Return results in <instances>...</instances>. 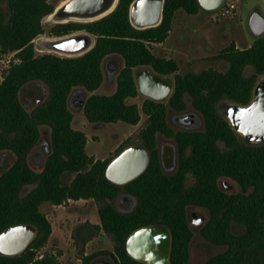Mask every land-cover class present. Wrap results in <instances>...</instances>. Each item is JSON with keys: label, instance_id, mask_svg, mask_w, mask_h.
<instances>
[{"label": "trees", "instance_id": "trees-1", "mask_svg": "<svg viewBox=\"0 0 264 264\" xmlns=\"http://www.w3.org/2000/svg\"><path fill=\"white\" fill-rule=\"evenodd\" d=\"M132 1L119 0L112 12L94 21L55 23L51 32L56 36L82 29L95 35L94 46L74 57L35 53L33 40L44 31L42 19L55 7L50 0H6L8 11L0 7V52L13 51L16 60L0 82V149L15 154L12 165L0 175V232L19 222L37 227L36 236L21 253H0V264H61L56 253L37 254L52 229L40 206L81 198L97 202L100 228L110 235L114 246L113 250L82 255L79 264H90L105 254L116 264H145L127 254L124 241L132 230L151 223L166 224L172 231L170 264H187L193 235L187 212L191 206L203 207L209 213L200 234L224 246L205 264H264V143L243 140L218 109L225 100L240 104L251 100L256 81L264 75V34L248 47L239 48L231 41L214 54L213 59L227 62L224 71L206 68L177 74V61L155 55L150 46L165 40L178 9L198 13L201 7L197 0H164L161 22L142 29L130 22ZM111 55L123 60L115 90L110 94L96 92L104 80L103 60ZM138 66L175 74L174 89L166 102L143 98L139 107L127 101L139 95L133 77ZM247 66L253 69L249 75L245 74ZM28 83L42 84L47 90L45 99L32 109L20 99ZM77 86L90 92L83 108L89 121L137 124L140 111L147 117L138 137L148 149L150 161L139 176L122 186L104 176L110 159L89 155L86 134L72 126L67 99ZM186 96L203 117L200 130H175L167 121V107L184 110ZM40 125L51 128L52 150L44 168L37 172L28 165L27 156L39 139ZM159 134L176 142L178 163L173 173L161 167L156 142ZM67 174L72 176L68 183L63 179ZM222 177L236 181L240 191L224 190L219 185ZM189 178L192 182L187 183ZM27 187L30 189L23 192ZM121 189L135 198L133 211L122 212L108 202ZM234 222L243 230L233 231Z\"/></svg>", "mask_w": 264, "mask_h": 264}, {"label": "rangeland", "instance_id": "rangeland-1", "mask_svg": "<svg viewBox=\"0 0 264 264\" xmlns=\"http://www.w3.org/2000/svg\"><path fill=\"white\" fill-rule=\"evenodd\" d=\"M55 6L61 0H50ZM0 7L7 12L6 0H0ZM260 9L264 13V0H236V9L227 16H219L217 11H207L200 9L196 14H188L183 9H178L173 17L171 30L164 41L152 43L151 51L162 57L174 58L178 63L177 74H184L188 70L200 71L206 68H216L224 71L228 64L224 60L213 59L212 56L223 47L234 41L237 47L243 48L251 44L254 36L247 25L250 13ZM44 31L34 38V48L36 54L47 51L41 50L37 42L41 38L53 37L51 27L55 24L48 21V15L42 19ZM55 54V53H54ZM14 52H0V72L5 70L12 62ZM122 59L119 56H108L104 63V70L107 74L106 84L101 85L96 92L110 94L115 90V79L118 71L122 67ZM253 71L251 66L245 68V74L249 75ZM175 74H170L174 79ZM261 77V76H260ZM42 84H26L20 92V99L27 109H32L36 105V98L42 94ZM90 92L86 91L88 96ZM129 103L135 102L140 107L143 96L138 95L127 99ZM167 99L164 101L166 102ZM186 111L192 117L194 114L200 116L199 123L195 127L188 129L198 130L203 128L202 115L191 105L190 97H185ZM226 101V100H225ZM218 109L220 113L221 104ZM73 113V126L82 130L87 136L86 151L94 158L112 159L116 155V150L126 142V146L132 143H141L138 132L146 123V115L140 111L141 118L137 124H130L123 121L117 122H89L82 109L70 106ZM176 115H185L183 111H177L167 107V119L173 129L184 128L174 122ZM223 115V114H222ZM224 116V115H223ZM185 129V128H184ZM158 149L161 153L162 165L167 173H172L174 168L176 143L172 138H167L161 134L157 136ZM50 141V128L41 126V139L34 146L29 155V164L36 171H40L45 163L49 149L46 150L44 144ZM14 161V154L8 149L0 150V174L7 169ZM71 175H65L64 181L68 183ZM192 182L189 178L187 183ZM219 185L228 192L240 191V185L229 177H222ZM30 187L24 188L23 192ZM126 190L120 192L108 200L122 212L120 200L131 198ZM126 201V200H125ZM41 211L46 215L51 223V233L44 246L37 252L40 256L45 252L56 253L61 264H79L82 255L90 254L97 250H113L114 242L110 235L100 228V218L98 214V204L92 199H69L66 202L55 205L44 202L40 206ZM195 211L198 217H203V224L208 219V210L203 207H188V218L193 235L189 243V255L187 264H205L206 260L214 254L221 252L224 246L206 240L199 232L203 225H196L191 220V212ZM232 229L235 232L243 230V226L234 222ZM90 264H116L112 256L105 254L95 257Z\"/></svg>", "mask_w": 264, "mask_h": 264}, {"label": "water", "instance_id": "water-1", "mask_svg": "<svg viewBox=\"0 0 264 264\" xmlns=\"http://www.w3.org/2000/svg\"><path fill=\"white\" fill-rule=\"evenodd\" d=\"M224 0H197L207 11L217 10ZM119 0H61L48 14V21L89 22L112 12ZM164 0H133L129 7V19L136 28L158 25L163 16ZM254 36L264 34V13L253 10L247 22ZM95 44V36L86 31L73 32L58 37L41 38L37 46L44 51L63 56H78L89 51ZM134 80L140 95L165 101L174 89V79L156 72L150 66H139L134 71ZM84 103V101L82 102ZM221 111L233 130L249 143H264V75L258 78L251 100L246 104L226 100ZM150 153L142 143L125 146L106 165L105 178L124 185L139 176L148 166ZM192 221L203 223V217L191 212ZM37 227L30 222L14 223L0 232V253L12 256L21 253L36 236ZM172 231L166 224L151 223L132 230L124 241V248L133 259L146 264H170Z\"/></svg>", "mask_w": 264, "mask_h": 264}, {"label": "flooded vegetation", "instance_id": "flooded-vegetation-1", "mask_svg": "<svg viewBox=\"0 0 264 264\" xmlns=\"http://www.w3.org/2000/svg\"><path fill=\"white\" fill-rule=\"evenodd\" d=\"M201 9H203V8H201ZM79 31H86V30H84V29H82V30H75V31H72V32H70V33H73V32H79ZM86 32H88V31H86ZM70 33H66V34H63V35H67V34H70ZM89 33H91V32H89ZM63 35H60V36H63ZM94 35V34H93ZM95 36V35H94ZM53 37H58V36H56V35H53ZM95 41H96V37H95ZM58 55V54H57ZM61 56H63V55H61ZM79 56V55H78ZM117 56V55H116ZM67 57H74V56H67ZM122 59V58H121ZM105 60H106V58L103 60V63H102V70H103V74H104V80H103V82H102V84L101 85H103V84H106V80H107V74H106V72H105V70H104V63H105ZM122 62H123V60H122ZM10 66V65H9ZM9 66L5 69V70H2V74H1V76H0V82L3 80V78H4V75H5V73L7 72V70H8V68H9ZM122 66H123V64H122ZM139 67V66H138ZM122 68V67H121ZM137 68V67H136ZM136 68H134V71H135V69ZM120 71V70H119ZM118 71V72H119ZM134 71H133V77H134ZM118 74V73H117ZM116 77H117V75H116ZM115 87H116V79H115ZM137 87V86H136ZM42 89V94H41V96L40 97H37L36 98V105L37 104H39L40 102H42L44 99H45V97H46V95H47V90H46V88L44 89L43 87L41 88ZM86 91L87 90H85L83 87H80V86H77V87H74L72 90H71V92L69 93V96H68V99H67V104H68V108H69V110L71 111V109H70V106H75L77 109H82L83 110V108H84V105H85V101H86V99H87V95H86ZM139 93V92H138ZM143 98H146V97H144L143 96ZM84 101V103H82ZM35 105V106H36ZM186 109V108H185ZM181 110V111H183V114H185V115H176V117H174V122H176L177 124H179L180 126H182V127H184V128H177V129H175V130H189V131H192L193 129H188V127H190V128H192V127H195V126H197L198 125V123H199V119H200V116L198 115V114H194L192 117L188 114V112L186 111V110ZM178 111V110H177ZM72 112V111H71ZM199 112V111H198ZM200 113V112H199ZM83 114H84V112H83ZM201 114V113H200ZM86 117V116H85ZM74 118V117H73ZM146 119H147V117H146ZM88 120V119H87ZM89 121V120H88ZM167 121H168V119H167ZM72 122H73V119H72ZM71 122V123H72ZM89 122H103V121H89ZM104 123H108V122H104ZM169 123V122H168ZM146 124V123H145ZM170 125V124H169ZM41 126L42 125H40L39 126V131H40V136H39V139L37 140V142L35 143V145L34 146H36L38 143H39V141H40V139H41ZM46 126H48V125H46ZM72 126H73V124H72ZM145 126V125H144ZM143 126V127H144ZM49 127V126H48ZM74 127V126H73ZM50 128V127H49ZM75 128V127H74ZM78 129V128H77ZM198 130H200V129H198ZM50 137H51V128H50ZM168 138V137H167ZM173 139V138H172ZM174 140V139H173ZM158 141V138L156 139V142ZM175 141V140H174ZM87 143V142H86ZM176 143V142H175ZM33 146V147H34ZM44 146H45V148H46V150H48L49 149V152H48V155H47V158H48V156L50 155V153H51V150H52V148H51V138H50V141L47 143V144H44ZM32 147V148H33ZM32 148L30 149V151H29V153H28V158H27V162H28V165L30 166V164H29V155H30V153H31V150H32ZM124 148V147H123ZM122 148V149H123ZM157 148H158V145H157ZM121 149V150H122ZM0 150H4V149H0ZM8 150H10V149H8ZM11 151V150H10ZM158 151H159V157H160V164H161V167H162V169L164 170V168H163V165H162V158H161V153H160V150L158 149ZM11 152H13V151H11ZM13 154H14V152H13ZM47 158H46V160H45V163H44V165H43V167H42V169L44 168V166H45V164H46V161H47ZM14 159H15V154H14ZM150 161V160H149ZM14 162V161H13ZM12 162V163H13ZM177 147H176V153H175V161H174V168H175V170L177 169ZM0 164H2L1 162H0ZM12 165V164H11ZM10 165V166H11ZM9 166V167H10ZM8 167V168H9ZM31 167V166H30ZM32 168V167H31ZM33 169V168H32ZM41 169V170H42ZM6 170V169H5ZM4 170V171H5ZM33 170H35V169H33ZM40 170V171H41ZM174 170V171H175ZM36 171V170H35ZM165 171V170H164ZM173 171V172H174ZM37 172H39V171H37ZM172 172V173H173ZM167 173V172H166ZM1 175V174H0ZM68 175H70V174H68ZM126 200V201H125ZM124 201H122V200H120V206H121V208H122V210H125V211H133L134 209H135V207H136V205H137V203H136V200H135V198L133 197V196H131V198H129V199H125ZM191 220H192V217H191ZM196 224V223H195ZM203 224V223H202ZM197 225V224H196ZM171 249H172V247H171ZM146 264V263H145Z\"/></svg>", "mask_w": 264, "mask_h": 264}, {"label": "built area", "instance_id": "built-area-1", "mask_svg": "<svg viewBox=\"0 0 264 264\" xmlns=\"http://www.w3.org/2000/svg\"><path fill=\"white\" fill-rule=\"evenodd\" d=\"M236 9V0H224L221 6L216 10L219 16H227ZM2 71L0 72V76Z\"/></svg>", "mask_w": 264, "mask_h": 264}, {"label": "crops", "instance_id": "crops-1", "mask_svg": "<svg viewBox=\"0 0 264 264\" xmlns=\"http://www.w3.org/2000/svg\"><path fill=\"white\" fill-rule=\"evenodd\" d=\"M249 45H250V44H249ZM249 45H247V47H248Z\"/></svg>", "mask_w": 264, "mask_h": 264}]
</instances>
